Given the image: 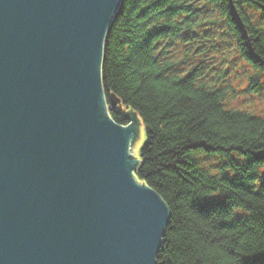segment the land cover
I'll use <instances>...</instances> for the list:
<instances>
[{
	"label": "water",
	"instance_id": "95a60500",
	"mask_svg": "<svg viewBox=\"0 0 264 264\" xmlns=\"http://www.w3.org/2000/svg\"><path fill=\"white\" fill-rule=\"evenodd\" d=\"M121 3L0 0V264H157L170 211L102 85Z\"/></svg>",
	"mask_w": 264,
	"mask_h": 264
},
{
	"label": "trees",
	"instance_id": "16d2710c",
	"mask_svg": "<svg viewBox=\"0 0 264 264\" xmlns=\"http://www.w3.org/2000/svg\"><path fill=\"white\" fill-rule=\"evenodd\" d=\"M231 63L264 95V0H122L104 40L109 115L143 124L135 175L170 211L157 264H264V116L229 105Z\"/></svg>",
	"mask_w": 264,
	"mask_h": 264
},
{
	"label": "rangeland",
	"instance_id": "374dc122",
	"mask_svg": "<svg viewBox=\"0 0 264 264\" xmlns=\"http://www.w3.org/2000/svg\"><path fill=\"white\" fill-rule=\"evenodd\" d=\"M218 43L220 44V42ZM223 54L227 55V52H224L221 47H218L216 51L208 53V55L211 56V58L208 59V63L212 64L213 67H218L219 69H221L223 67V62L221 61V57ZM229 59L230 61H232L233 57H229ZM214 61H216V63H213ZM245 67V65H241L239 63H231L228 70L226 71L225 76H227V78L225 80L229 81L232 84V87L235 89V96H231L229 105L232 107H239L244 109L249 108L255 114L264 116V95L249 94L242 91V87L245 84ZM247 72H249V69L247 70ZM109 107L111 108L110 104H108V108ZM144 141V127L143 124L138 121L137 133L134 142V149L137 155H139L140 148Z\"/></svg>",
	"mask_w": 264,
	"mask_h": 264
}]
</instances>
